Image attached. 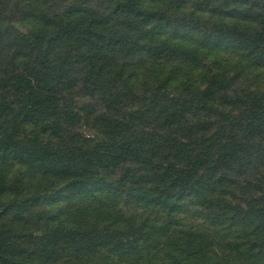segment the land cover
Masks as SVG:
<instances>
[{
  "label": "trees",
  "instance_id": "trees-1",
  "mask_svg": "<svg viewBox=\"0 0 264 264\" xmlns=\"http://www.w3.org/2000/svg\"><path fill=\"white\" fill-rule=\"evenodd\" d=\"M263 72L264 0H0V264H264Z\"/></svg>",
  "mask_w": 264,
  "mask_h": 264
},
{
  "label": "rangeland",
  "instance_id": "rangeland-1",
  "mask_svg": "<svg viewBox=\"0 0 264 264\" xmlns=\"http://www.w3.org/2000/svg\"><path fill=\"white\" fill-rule=\"evenodd\" d=\"M222 55H224V54H222ZM256 74H257V72L254 73V75H256ZM249 84H250V86H252V87H250V89H252V90L253 89H259V90L264 89V72L258 74V77L256 79H252Z\"/></svg>",
  "mask_w": 264,
  "mask_h": 264
}]
</instances>
